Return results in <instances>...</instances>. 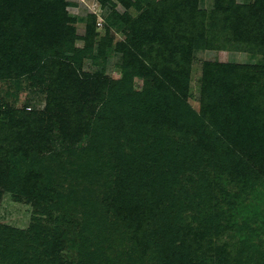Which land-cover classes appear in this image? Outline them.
I'll return each mask as SVG.
<instances>
[{
	"label": "trees",
	"instance_id": "16d2710c",
	"mask_svg": "<svg viewBox=\"0 0 264 264\" xmlns=\"http://www.w3.org/2000/svg\"><path fill=\"white\" fill-rule=\"evenodd\" d=\"M118 1L130 5L129 0ZM164 5L154 14L150 11L152 24L140 20L141 23L125 25L121 30L127 41L116 44L114 49L121 55L124 78L133 74L146 80V85L152 82L143 94L125 86V95L119 99L122 90L105 72L93 77L80 74L77 66L82 64L83 56H78L74 65L64 62L63 51L79 54L73 48L77 37L65 18L64 0H0V79H17L35 69H48L49 75L60 79V85H68L72 93L77 91L81 106L67 116L71 121L64 122L60 103L58 108L53 98L47 102L48 120L56 119L64 143L73 145L89 135L88 145L81 150L83 154L87 149L95 151L97 145L116 151L117 173L126 180L132 177L145 184L146 190L138 199L126 188L120 194L111 191L110 207L116 215L124 213L126 217L121 218L131 221L129 231L136 237L137 245L148 241L145 225H152L154 232L171 238L165 244L161 238L154 240L159 264H192L193 253L201 248L205 249L204 256L213 253L223 264H264V241L234 247L231 236L223 239L230 230L228 223L235 227L228 214L233 204L222 210L221 205L229 196L219 188L216 178L210 181L198 173V182L190 185L198 192L196 197L186 200L184 195L189 193L182 192L186 206L192 207L204 191V218L193 213L195 218L186 219L182 205L164 209L160 203L145 204L149 202L148 194L160 184L173 186L176 182L171 176L186 173L180 163L199 165L209 161L208 157L223 168L222 172L216 168L214 173L226 176L230 184L241 185L247 191L252 192L255 184L264 179V64L246 67L207 63L200 112L195 113L187 104V66L193 49L231 48L264 57V0L243 5L214 0L213 9L207 12L198 9L197 0H167ZM10 12L19 17L13 30L6 28ZM90 17L94 24V16ZM87 30L86 36L79 39L85 38L90 51L94 25ZM105 35L102 42L109 43L108 32ZM221 95L225 106L220 113H212L216 107V100L212 99ZM12 115L13 120L8 123L0 122V170L14 165L16 162L11 160L19 157V163L32 165L46 152L45 143L37 141L41 140L42 119L24 118L21 113L17 118L15 113ZM220 124L222 135L214 137V128L221 131ZM189 148L195 149L196 155L187 161L184 154ZM178 157L181 158L176 161ZM29 175L19 177L23 180L15 181L18 187L11 184L10 190L28 194L27 182L40 178ZM214 187H218L216 193ZM170 216L174 218L171 220ZM36 232L44 235L21 240V231L0 229V263L59 264L56 237H49L40 228ZM40 244L46 250L39 254Z\"/></svg>",
	"mask_w": 264,
	"mask_h": 264
},
{
	"label": "rangeland",
	"instance_id": "374dc122",
	"mask_svg": "<svg viewBox=\"0 0 264 264\" xmlns=\"http://www.w3.org/2000/svg\"><path fill=\"white\" fill-rule=\"evenodd\" d=\"M166 1L129 0L130 5L125 6L118 0H64L65 18L69 26L75 30L77 37L73 48L79 54L75 55L72 50L65 53L63 51L62 59L74 65L78 56H83L82 64L77 66L80 74L93 77L105 72L110 81L122 90L119 99L123 98V93L125 95L127 86L139 94L145 93L152 86V82L146 85V80L133 74L124 78L121 55L114 49L116 44L127 41L126 34L121 30L125 25L141 23L140 20L152 24V19L150 21L148 18L150 11L153 14L160 11ZM226 1L243 5L251 4L255 0ZM213 2L214 0H197L198 9L211 11ZM10 14L12 16L8 17L6 28L13 30L19 17L17 14L11 12ZM90 16H94V24ZM91 25H94L95 36L90 52L85 45V38L82 40L79 38L85 35V31H88ZM107 32L110 42L106 40L103 43ZM207 63L256 67L264 64V57L258 53L231 48L193 49L187 66L189 67L187 104L197 114L200 112L204 66ZM47 70L35 69L17 79H0V122L8 123L10 119L13 120L12 112L16 118L21 113L24 118L31 116L42 119L39 121L41 140L37 141L45 143L46 146V152L41 155L40 160L32 164L34 166L19 163L17 161L19 157L11 160L16 162L14 165L0 170V229L7 227L21 231L23 233L20 236L21 240L43 236L44 234L36 232L39 228L49 234V237L55 236L59 244L56 250L59 264H159V252L154 240L156 237L161 238L165 244L171 238L164 233L154 232L156 230L154 226L145 225L146 233L150 236L143 246L137 245L136 237L129 231L131 221L122 219L121 216L126 217L124 213L116 215L110 207L112 192L120 194L126 188L128 194L138 199L146 190L145 184L140 179L133 180L132 177L126 180L117 173L115 159L119 157L114 150L97 145L95 151L89 152L87 149L83 154L81 150L88 145L89 135L73 145L63 142L56 119L48 120L47 102L53 98L54 105L58 107L57 103H60L65 123L71 121L67 116L76 113L77 106L81 105L77 91L70 92L68 85H64L66 87L60 85V79H57L55 74L49 75ZM211 95L212 93L209 97ZM223 95L210 98L216 100V107L212 113H216L215 110L220 113L225 106ZM221 124V131L214 128V137L222 135ZM206 154L202 153L205 158L208 157ZM184 155V160L188 161L196 155V151L189 148L185 150ZM181 157L176 158V161ZM208 158L209 161L199 165L180 163L186 173L177 177L171 176L170 179H175L176 182L173 186L160 184L148 194L149 202L145 204L150 206L160 203L164 209L170 205L174 209L182 205L186 219L195 218L193 213L199 218H204L207 214L202 210L201 201L206 199L204 191L200 192V198L195 200L192 207L186 206L182 198V192L186 191L189 193L184 195L186 200L191 196L196 197L198 192L190 185L198 182L200 177L198 173H201L210 181L216 178L219 188L228 194L229 199L222 203V210L227 209L229 203L233 204L228 214L232 215L230 221L236 230L228 223L230 230L228 229V235L223 239L228 240L231 236L234 247L237 244L255 245L259 240L264 241V179L255 184L252 192L247 191L241 185L230 184L226 176L220 177L218 173H214L216 168L221 172L223 168L220 163H215L212 157ZM29 174L32 176L36 174L40 178L27 182L25 187L28 188V194L10 190L11 184L18 187L16 184L18 182L15 181L23 180L19 177ZM217 191L218 187H214L213 193ZM173 218L174 216L170 219ZM150 223L155 224L154 220H150ZM183 233L185 235V231ZM40 245L39 254L46 250L42 244ZM142 248L145 254H142ZM204 250L201 248L193 253L192 264H223L213 253L204 256Z\"/></svg>",
	"mask_w": 264,
	"mask_h": 264
}]
</instances>
